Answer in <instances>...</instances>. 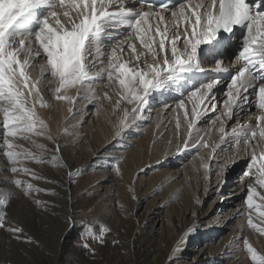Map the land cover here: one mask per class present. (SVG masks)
<instances>
[{
  "label": "rangeland",
  "instance_id": "374dc122",
  "mask_svg": "<svg viewBox=\"0 0 264 264\" xmlns=\"http://www.w3.org/2000/svg\"><path fill=\"white\" fill-rule=\"evenodd\" d=\"M171 12L166 18L171 17ZM244 30L242 28V32ZM118 32L126 35L127 29L121 28ZM245 35L238 34L235 41L222 48L217 45L216 48L220 50L211 48L207 54H201L198 50L200 68L185 73L179 82L150 92L143 107L134 114L132 105L124 127L118 128L123 113L116 122L110 121V115L116 110L114 102L119 97L115 94L114 85L106 78L103 81L94 79L86 82L79 93L74 89L72 96L77 99L70 105L72 111H68L59 135L46 130L57 144L59 142L64 158L68 162L70 160L71 175L67 171L66 184L63 183V186L58 179L63 181L64 168L51 160L54 153L49 152L53 150L45 146L46 151H41L29 141L17 140L16 143L43 158L40 163L25 161L23 165L30 168L39 179L24 174L13 176L8 171L10 165L3 155V129L0 127V193H12L9 214L15 220L21 219L25 234L37 241L35 244L11 241L8 234L0 230L5 235L0 240V264H57V260L69 264L66 261L69 254L64 252L59 255V247L56 248L60 240L67 242L68 250L75 247L85 252L89 263L101 260L103 253L99 249L111 244L117 248L114 251L121 252L117 253L119 257L124 258L115 264H146L149 260L148 250L145 255H132V260L128 259L126 233H123L127 221L146 234L151 248L163 250L167 242L168 250L162 253L161 264H251L242 243L245 238L258 252L264 254V235L247 226L245 201L248 186L254 183L255 177L244 175L248 171L250 156L245 151L237 152L234 146L231 127L236 117L228 121L226 132L229 135L223 142L220 141L217 128L211 124L223 110L222 101L227 98L231 75L239 67L235 57ZM114 37L107 47L105 42L97 46L103 63L91 69L93 73L106 66L115 43ZM124 56L127 57V53ZM38 61H33L35 67L29 71L32 77L40 78L41 92L44 99L49 101L54 98L52 89L55 83H49L52 79L49 73H44L41 78L40 67L44 57ZM217 61L221 62L222 71L215 70ZM213 81L217 82V86L211 96L214 97L217 110L202 115L193 132L194 136L197 133L203 136L210 147L193 148L190 141L185 149L183 139L187 138L186 123L183 122V110L178 111L177 104L181 99L187 101L195 88ZM89 87L100 98L99 102L83 98ZM105 92L111 100L103 98ZM248 96L249 104L242 105L246 109L237 118L241 123H248V118L255 116L258 111L254 107L255 93L250 90ZM86 104L88 107L84 110ZM187 107L190 112L191 103ZM245 114H248L247 119ZM178 117L181 120L179 131L176 126ZM251 123L255 124V120L252 119ZM34 139L44 145L43 140L47 138L42 136ZM211 143L219 144L215 153L211 152ZM201 158L203 163L209 165L207 179ZM130 163L136 165L130 166ZM11 179H22L36 187L49 188V191L26 195L22 189H16L10 183ZM58 188L63 190L62 196L56 193ZM256 189L259 195L254 199L256 203H261L259 196L264 195V188L256 185ZM60 197L72 204L69 212L59 203ZM36 199L46 202L52 200L43 206L37 205L34 202ZM17 203L20 204V213L23 211L21 216L12 212V207ZM253 217L254 222L260 224L257 212H253ZM105 225L110 231L101 242L98 236ZM177 230H180L179 234L183 230L188 234L177 239Z\"/></svg>",
  "mask_w": 264,
  "mask_h": 264
},
{
  "label": "snow or ice",
  "instance_id": "6c2138e0",
  "mask_svg": "<svg viewBox=\"0 0 264 264\" xmlns=\"http://www.w3.org/2000/svg\"><path fill=\"white\" fill-rule=\"evenodd\" d=\"M145 3L147 10H133L124 0H0V127L3 155L10 165L8 171L13 176L24 174L39 179L23 165L25 161L40 163L43 158L16 143L17 140L29 141L46 151L45 145L34 139L43 136L53 141L54 153L61 151L54 138L46 133L47 125L37 111L38 106L46 107L48 102L41 92L40 78L32 77L29 71L35 67L36 57H44L41 78L44 73L50 74L49 83L56 85L52 89L55 100L73 105L77 97L69 94L71 90L79 93L86 82L106 78L111 85L118 86L115 109L119 110L121 104L126 103L134 106V114L143 107L150 92L182 80L184 74L192 70L201 45L216 39L221 31L231 33L235 27H241L246 35L235 57L239 67L227 85L223 110L211 124L217 128L223 142L229 135L226 132L228 121H233L242 111V105L249 101V91L255 93L257 114L251 116L248 123L236 120L231 136L237 152L245 151L250 156L244 175L255 177L254 183L248 186L245 201L247 226L264 235V226H261L264 225V195L259 196L261 203L254 199L259 195L256 185L264 188V11L261 10L264 0L255 11L248 0H197L172 11L170 20L162 12L153 10L151 0ZM121 28L127 29V34L117 33L106 66L93 73L91 69L103 63L100 49L95 47L97 38L102 33L110 35L106 29ZM215 70H223L220 61L216 62ZM216 86V81L207 82L192 90L187 101L181 99L177 104L178 111L183 110L186 123L185 149L190 141L193 148L210 147L203 136L198 133L194 136L193 132L202 115L217 110L211 96ZM83 98L96 102L100 99L90 87ZM103 98L111 100L107 92ZM68 110L71 112L72 108ZM128 116L125 107L118 128L126 126ZM252 119L255 124L251 123ZM176 126L179 131V117ZM218 147L219 144H212L211 152L215 153ZM51 160L56 162L57 156L53 154ZM201 161L207 179L209 165L203 163V158ZM10 183L26 195L49 191L22 179H11ZM11 195V192L0 193V230L16 241L37 243L25 234L22 222L10 217ZM34 202L47 205L39 199ZM254 211L258 213L260 224L254 222ZM109 231L108 227H103L98 239L103 242ZM242 243L251 264H264V254L248 239Z\"/></svg>",
  "mask_w": 264,
  "mask_h": 264
},
{
  "label": "bare ground",
  "instance_id": "6f19581e",
  "mask_svg": "<svg viewBox=\"0 0 264 264\" xmlns=\"http://www.w3.org/2000/svg\"><path fill=\"white\" fill-rule=\"evenodd\" d=\"M188 2H192V3H196L197 2V0H186V1H182V2H179V3H177L176 5H175V7L172 9V10H161L160 12H162V14L166 17V15H167V13L168 12H171V11H176V10H178V8L182 5V4H185V3H188ZM124 3H126V6L127 7H129V8H132L133 10H138V9H140V8H143V7H141V6H139V4L137 3V1L136 0H124ZM144 10H147V9H145L144 8ZM262 11H264V6H263V8L261 9ZM166 19H168V18H166ZM171 19V17L169 18V20ZM108 30H110V29H106V33H109L110 35H105L104 33H102L101 34V37L99 38V39H97V43H96V45H95V47H97V46H100V45H103V43L105 44V47H107L108 46V42L109 41H111L112 39H113V37L118 33V31L119 30H116V29H111L110 31H108ZM240 33V32H239ZM239 33H236L235 35H232L230 38H227V39H224L223 41H219V40H213V41H211L210 43H207V45H210L211 46V48H213V49H215L216 47H217V45H219L220 46V48H222V47H224L226 44H228L229 42H233V41H235L236 39H237V37H238V34ZM105 39V40H104ZM104 48V47H103ZM202 48V45H201V47H200V49ZM43 58V56H40V57H36L35 58V61H38L39 59H42ZM203 59V58H202ZM199 60H200V55H198L197 56V58H196V60H195V62H194V64L191 66V69L192 70H194V72H195V70L197 69V68H200V66H201V64H198L199 63ZM39 62V61H38ZM207 63V62H206ZM203 64V63H202ZM204 65H206L205 63H204ZM209 66V65H208ZM224 67H226V65L224 66ZM208 68V67H207ZM206 68V69H207ZM200 70H202V69H200ZM205 70V69H204ZM197 71V70H196ZM190 73H192V72H190ZM192 74H194V73H192ZM179 82V81H178ZM205 84V83H204ZM55 84H54V88H55ZM53 87V86H52ZM116 87H118L117 85H114V88H116ZM73 91H74V89L73 90H71L70 91V95H72V93H73ZM250 92V91H249ZM215 94V93H214ZM218 94V93H217ZM249 94V93H248ZM54 96V95H53ZM217 96V95H216ZM118 98V97H117ZM47 102H48V106H46V107H37V111H38V113H39V116H40V118L41 119H43L44 121H45V124L47 125V128H46V130H48L50 133H54V135H56L57 136V134L59 133V131H60V128L62 127V125H63V123L65 122V119H66V116H67V114L69 113L68 111V109H69V107H70V105L67 103V101H57V100H55V98H53V99H50L49 101L47 100ZM247 104H249L248 102H247ZM254 105V104H253ZM246 106V105H245ZM87 107H88V104H86V106H84V110H87ZM127 108L128 110H130L131 109V107H132V105H127L126 103H122L121 104V108L119 109V110H115V112L112 114V115H110V121L112 122V123H114V122H116L117 120H119V118H120V115H122V113H123V109L124 108ZM247 107V106H246ZM248 107H250V106H248ZM245 109L246 108H242V111L241 112H239V115H237V116H235L236 117V119H235V121L236 120H238L237 118H238V116H240V113H244V111H245ZM249 109V108H248ZM251 111V110H250ZM86 112V111H85ZM258 112V111H257ZM257 112L255 113V114H257ZM248 113H249V111H248ZM254 114V115H255ZM108 115V114H107ZM246 115V114H245ZM248 115V114H247ZM247 115H246V118L245 119H247ZM108 117V116H107ZM250 117V116H249ZM251 118V117H250ZM250 118H248V119H250ZM107 118H105V120H106ZM62 129V128H61ZM52 134H50V135H52ZM59 135V134H58ZM54 141H55V139H54ZM43 143H44V145L45 146H49V149L50 150H53V148H54V143H53V141H49L48 139H44L43 140ZM55 143H56V141H55ZM212 143H214V142H212ZM211 143V144H212ZM57 144V143H56ZM58 144H59V142H58ZM48 149V148H47ZM61 149V148H60ZM64 151V150H63ZM50 154H52V153H54L53 151L52 152H49ZM56 156H58V159H57V161L56 162H58V163H60L61 165H66V166H63V168H64V172H63V176H62V178H63V181H61L60 179H58L60 182H62L61 184H62V186L64 185V184H66L65 183V181H66V178H67V171H70L69 170V168H71L70 167V165H69V162H70V160H69V162H68V160L67 159H65L64 158V156H63V154L61 153V151L59 152V153H54ZM53 155V154H52ZM207 158V157H206ZM207 160V159H206ZM57 163V164H58ZM55 164V163H54ZM53 164V165H54ZM56 164V165H57ZM136 165V163H130V166H135ZM69 166V167H68ZM60 167H62V166H60ZM62 169V168H61ZM58 170H59V168H58ZM51 171V170H50ZM60 173V172H59ZM47 174V173H46ZM51 174V173H50ZM4 175V177H5V174H3ZM48 175H49V173H48ZM62 175V174H61ZM60 175V176H61ZM49 177V176H48ZM60 178V177H59ZM61 178V179H62ZM50 180V179H49ZM59 181H57V182H59ZM56 182V181H55ZM59 182V183H60ZM64 183V184H63ZM51 184V183H50ZM55 184V183H54ZM59 186H61V185H59ZM61 186V187H62ZM52 187V186H51ZM57 187V186H56ZM189 187H191V184H189ZM193 187V186H192ZM49 189V188H48ZM65 190V189H64ZM52 192H53V190H52ZM56 193L58 194V195H60V196H62L64 193H63V190H61L60 188H58L57 190H56ZM55 194V193H54ZM53 194V195H54ZM68 196V195H67ZM46 198V197H45ZM44 198V199H45ZM55 198V197H54ZM68 198V197H67ZM69 199H71V198H69ZM50 200V199H49ZM52 200V199H51ZM51 200L50 201H47V202H51ZM55 201V200H54ZM58 201V200H57ZM69 201V200H68ZM65 202V200H64V198H62V197H60V202L59 203H62L63 205H64V207H65V209L66 210H68L67 212H69L71 209L70 208H72V204L71 203H69V202ZM78 201V200H77ZM71 202V201H70ZM74 202V201H73ZM57 203V202H56ZM55 203V204H56ZM54 204V205H55ZM19 203H17L16 204V206H14V207H12V212L14 211V212H16L15 214H16V216H18V214H19V216H21V213L23 212V211H21V213H20V209H19ZM22 205V204H21ZM53 205V204H52ZM53 205V206H54ZM73 205H75V204H73ZM76 206V205H75ZM49 207H51V206H49ZM63 207V206H62ZM87 207H88V205H87ZM21 208V207H20ZM53 208V207H52ZM74 208V207H73ZM49 209H51V208H49ZM70 209V210H69ZM84 209V208H83ZM10 211H8V212H11V208L9 209ZM22 210V209H21ZM25 210H26V208H25ZM24 210V211H25ZM54 210H55V208H54ZM55 212H56V210H55ZM76 212V211H75ZM25 213V212H24ZM38 213V212H37ZM58 213V212H57ZM14 214V215H15ZM33 214V213H32ZM10 216H11V214H9ZM23 215V214H22ZM61 215V214H60ZM67 215V214H66ZM11 217H13V216H11ZM24 217H26V216H24ZM22 218V217H21ZM16 220L17 221H21V219H17L16 218ZM24 221H25V219H24ZM27 221V220H26ZM25 221V222H26ZM30 222V221H29ZM93 224V223H92ZM126 225H127V228H125L126 230H125V232H123V233H126V240H125V243H126V249H128V259H131L132 260V255H134V256H138V255H140V254H144L147 250L149 251L147 254H148V256H149V260H148V262L146 263V264H161V259H162V257H163V255H162V253L164 254V251H166L167 252V250H166V248H167V242H166V245L164 246V249L163 250H156V249H154V248H151V246H149V243H148V241H147V236H146V234L144 233V232H142V230L141 229H139L138 227H136V226H134L133 225V223L130 221L129 223H128V221L125 223ZM124 224V225H125ZM188 224V223H187ZM22 225H23V223H22ZM75 222H74V224H73V226L75 227ZM103 225V224H102ZM124 225H122L123 226V228H124ZM106 226V225H105ZM176 226V225H175ZM104 227V226H103ZM178 227V226H177ZM97 228V227H96ZM175 229V228H174ZM184 229V228H183ZM180 231V230H179ZM178 230L176 231L177 232V234H176V237H177V239H182V237H183V234H185L186 236H187V234H188V232H185L186 230H183V231H181V234H179L178 232H179ZM6 234V233H5ZM2 235H4L3 233H0V240H2V239H4L3 238V236ZM184 235V236H185ZM5 236V235H4ZM9 236V235H8ZM7 235H6V237H8ZM9 238H10V240L11 241H14L15 239H13V238H11L10 236H9ZM172 238V237H171ZM184 238V237H183ZM173 239V238H172ZM174 240V239H173ZM16 241V240H15ZM58 241V240H57ZM57 241H56V243H57ZM111 242V241H110ZM109 242V243H110ZM169 242V241H168ZM0 244H1V242H0ZM13 244H14V242H13ZM121 247H123L124 246V244H123V246L122 245H120ZM59 247V255H61V254H63L64 252H67V254H69L68 256H69V259L67 260L66 259V261L69 263V264H98V262L99 261H102L101 263H99V264H115L116 262H122V259H124L122 256H120L119 257V255L118 254H120L119 252H116V251H114L115 249H117V248H115V247H113L111 244H109L108 245V247L107 248H100L99 249V251L100 252H102L101 254L103 255L102 256V259L101 260H99V261H95V263L94 262H90L89 263V261H87V256L86 255H84V253L82 252V250H80V249H77V248H73V247H71V249H69L68 250V248H67V242L65 241V240H60L59 241V243H58V245H57V247L56 248H58ZM119 247V246H118ZM128 247V248H127ZM169 248V247H168ZM180 248V247H179ZM119 249V248H118ZM121 249V248H120ZM3 250V249H2ZM56 250H58V249H56ZM121 251V250H120ZM123 251V250H122ZM125 252V251H124ZM118 253V254H117ZM126 253V252H125ZM116 255L118 256L117 258L118 259H116ZM145 255V254H144ZM3 256V255H2ZM86 257V258H85ZM0 260H2L1 258H0ZM8 260V259H7ZM2 263V262H1ZM66 263V262H65ZM57 264H62V261L60 260H57ZM164 264V263H163ZM167 264H169V263H167Z\"/></svg>",
  "mask_w": 264,
  "mask_h": 264
}]
</instances>
